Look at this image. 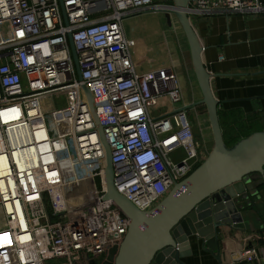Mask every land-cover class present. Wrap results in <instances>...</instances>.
<instances>
[{"label": "built area", "instance_id": "2783aa9c", "mask_svg": "<svg viewBox=\"0 0 264 264\" xmlns=\"http://www.w3.org/2000/svg\"><path fill=\"white\" fill-rule=\"evenodd\" d=\"M62 2L67 21L60 0H0V264H78L128 232L130 219L105 197L106 149L83 86L111 147L115 188L139 210H151L203 162L180 107L179 75L171 66L138 70L124 27L132 13L173 4ZM187 12L264 14V2L195 0ZM57 92L70 93L67 105L58 107ZM163 96L176 108L154 116ZM259 256L248 248L239 259Z\"/></svg>", "mask_w": 264, "mask_h": 264}, {"label": "water", "instance_id": "95a60500", "mask_svg": "<svg viewBox=\"0 0 264 264\" xmlns=\"http://www.w3.org/2000/svg\"><path fill=\"white\" fill-rule=\"evenodd\" d=\"M194 1L171 0L174 9H155L151 12L164 14L169 21L176 18L187 37L203 97L184 109L199 104L206 106L213 146L203 162L189 176L176 183L151 210H139L116 190L111 147L97 117L93 95L87 86H83L106 149L108 189L105 197L113 199L130 219L127 234L120 244L108 250L103 264H185L182 258L192 254V236L201 240L203 250L211 252L221 263L220 227L245 230L246 220L257 214V220L264 229V214L260 211L262 204L259 202L264 190V130L254 131L232 146L226 143L219 118L220 101L211 86L212 74L203 62V47L187 12ZM60 5L66 20L62 0ZM69 42L81 80L78 54L71 34Z\"/></svg>", "mask_w": 264, "mask_h": 264}, {"label": "crops", "instance_id": "0c3cea01", "mask_svg": "<svg viewBox=\"0 0 264 264\" xmlns=\"http://www.w3.org/2000/svg\"><path fill=\"white\" fill-rule=\"evenodd\" d=\"M151 11L149 7L124 19L125 31L131 37L134 63L140 71L173 67L183 89L180 107L192 105L203 96L187 37L176 18L169 21L164 14ZM154 16L157 20L148 18ZM190 18L203 47V62L212 74L213 93L220 101L223 134L233 143L254 131L264 130V14L230 13ZM139 48L146 52L138 55ZM198 106L187 111L190 116H199L201 122V117L207 116L206 106ZM175 108L173 106L171 111ZM204 139L200 144L203 160L212 149L205 135ZM262 193L259 202L264 214V190ZM249 217L245 230L228 226L218 229L221 263L211 252L203 250L202 241L196 236L190 239L192 254L182 261L185 264H264V244L256 241L262 224L257 214ZM248 248H258L260 252L259 258L250 263L239 259L240 253Z\"/></svg>", "mask_w": 264, "mask_h": 264}, {"label": "rangeland", "instance_id": "374dc122", "mask_svg": "<svg viewBox=\"0 0 264 264\" xmlns=\"http://www.w3.org/2000/svg\"><path fill=\"white\" fill-rule=\"evenodd\" d=\"M158 1H160V2H167L168 1V3H172L171 0H158ZM154 17H148V18H152L151 19L152 21L157 20V17L156 16H154ZM131 51L133 53L132 44H131ZM137 52H138V55L139 54L143 55L146 51L144 50L142 52V50L140 51V48H139ZM148 56H150V55H148ZM68 95H70L69 92L68 93L57 92L54 94V98L56 100L58 107L67 105L69 103V100L67 99ZM172 107L173 106H172V103L170 102V100L167 97H164V98L159 100L157 106L152 108L154 111L153 115L158 116L159 114L168 113L171 111ZM204 109H205V112L207 113V110L205 107H204ZM190 118H191V116H190ZM48 119H49V117H48ZM194 131H195L196 138H197V141L199 144L202 145L203 141L205 140L204 135L207 139H209V145L211 146V144H213L212 130H211V126H210L208 116L201 117V122L198 125L196 124V126H194ZM224 138H225V141L227 143H229V145H230V143H232V141L230 140L228 135L224 134ZM182 153H183V150L178 151L179 155H181ZM0 224L1 225L4 224V214L1 211H0ZM46 264H58V263L56 260H48Z\"/></svg>", "mask_w": 264, "mask_h": 264}, {"label": "flooded vegetation", "instance_id": "af4514ba", "mask_svg": "<svg viewBox=\"0 0 264 264\" xmlns=\"http://www.w3.org/2000/svg\"><path fill=\"white\" fill-rule=\"evenodd\" d=\"M200 105V104H199ZM199 107L198 105L194 106L193 108ZM192 109V108H191ZM189 110V109H188ZM191 121L196 126L200 123L199 116H191ZM195 120V121H194ZM196 122V123H195ZM108 252H105L102 255L95 256V257H88L86 256L83 261L78 264H103L104 260L107 258Z\"/></svg>", "mask_w": 264, "mask_h": 264}, {"label": "trees", "instance_id": "16d2710c", "mask_svg": "<svg viewBox=\"0 0 264 264\" xmlns=\"http://www.w3.org/2000/svg\"><path fill=\"white\" fill-rule=\"evenodd\" d=\"M219 114H220V112H219ZM219 118H220V116H219ZM251 134V133H250ZM250 134H248V135H250ZM248 135H246V136H248ZM240 140V139H239ZM238 140V141H239ZM237 141H235V142H233V143H230V145H229V143H227L229 146H232L234 143H236ZM256 241H257V243L258 244H264V229L263 228H261V230H259L258 231V233L256 234ZM122 242V241H121ZM121 242H119V244L121 243ZM84 256L82 257V259H81V261H83L84 260Z\"/></svg>", "mask_w": 264, "mask_h": 264}, {"label": "bare ground", "instance_id": "6f19581e", "mask_svg": "<svg viewBox=\"0 0 264 264\" xmlns=\"http://www.w3.org/2000/svg\"><path fill=\"white\" fill-rule=\"evenodd\" d=\"M178 21V20H177ZM212 137H213V134H212ZM212 146H213V144H212ZM3 225V224H2ZM0 226H1V224H0Z\"/></svg>", "mask_w": 264, "mask_h": 264}]
</instances>
